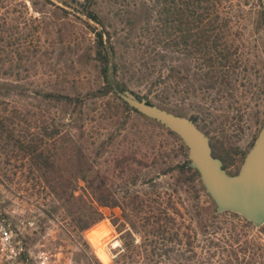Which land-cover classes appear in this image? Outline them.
Listing matches in <instances>:
<instances>
[{
	"label": "trees",
	"instance_id": "1",
	"mask_svg": "<svg viewBox=\"0 0 264 264\" xmlns=\"http://www.w3.org/2000/svg\"><path fill=\"white\" fill-rule=\"evenodd\" d=\"M60 1L70 11L58 9L78 20L84 19L83 24L92 35L76 62L89 58L97 72L98 87L84 95L75 93L73 76L67 72L64 79L55 81L50 89L35 90L41 102L56 110L57 121L51 129L38 130L28 123L23 137L15 133L14 119L5 113L9 109L4 104V112H0V142L3 147L17 150L60 201L77 233L83 259L98 263L82 234L103 219V209L117 208L122 223L118 217L111 223L120 233L125 250L133 255L129 259L125 254L119 256L114 261L116 264H156L142 259L139 249L147 240L165 239L184 247L178 251L174 264H264L256 260V253L249 252L248 241H241L255 228L234 213H215V206L205 194L197 173L188 167L181 141L158 123L127 107L112 92L113 87L130 90L148 104L192 120L210 139L213 157L220 159L226 170L233 164V156L225 140L217 135L224 136V122L216 125L217 119L196 100L199 96L210 97L212 92L233 96L236 91L235 72L244 64V59L239 45H235L236 40L230 39L233 17L229 10L234 9L231 1ZM6 2L0 0V9ZM234 12L236 18L244 17L242 6L237 5ZM255 16L254 24L261 32L264 46V0L258 1ZM43 27L48 30V26ZM56 32L61 36L62 29L56 28ZM10 35L11 29L2 23L0 102L4 103L28 95L25 80L36 73L44 56L39 46L7 52L5 44ZM236 35L240 38L239 33ZM262 50L250 69L263 87L264 74H260L259 69L264 68ZM261 92L263 94L264 89ZM90 102L92 105L98 102L99 124L108 127L95 156L100 157L105 149H112L111 168L120 180L118 190H114L107 179H90L94 165L84 157L87 148L83 139L88 120L85 109ZM63 131L71 134L68 137L70 150L77 157L75 182L80 180L85 185L78 195L75 194L76 184H65L54 177L58 165L43 149L44 140L60 138ZM66 149L68 146L63 148L67 155ZM174 158L179 159L174 163ZM82 165L87 167L82 168ZM180 194L191 196L194 204L187 209L179 206ZM190 228L193 234L184 231ZM256 231L264 235V225ZM90 242L97 246L99 239L91 234ZM198 254L205 258L198 260Z\"/></svg>",
	"mask_w": 264,
	"mask_h": 264
},
{
	"label": "rangeland",
	"instance_id": "2",
	"mask_svg": "<svg viewBox=\"0 0 264 264\" xmlns=\"http://www.w3.org/2000/svg\"><path fill=\"white\" fill-rule=\"evenodd\" d=\"M230 1L234 7L233 10H229L233 17L230 39L236 40L235 45H239L245 65L240 66L235 72L237 88L233 96L212 92L210 97L199 96L196 101L200 106L203 105V108L206 107L204 109H209L211 117L217 119L216 125L224 122L222 126L224 136L220 133L217 135L225 140V146H228L232 153L233 164L228 166L226 172L234 175L235 171L238 172L264 118V93L261 92L264 86L262 87L260 79L250 69L252 63L257 60L256 55L264 46L261 32L254 24L259 0ZM237 5L242 6L244 17L236 18L234 11ZM58 8L70 11L60 0L49 2L7 0L5 7L0 9V25L4 23L11 29V35L5 44L8 45L5 48L7 52L21 51L27 47L34 49L35 46H39L42 51L40 54L44 55L36 73L25 80V87L29 89L28 95L18 98L15 102H0V112H4L5 104L9 109L5 113H9L14 119L15 133L20 137L26 136L25 129L28 123L38 130L42 127L51 129L57 121L56 110L49 109L45 102H41L35 90L42 92L50 89L55 81L64 79L63 75L67 72L73 76L71 81L75 82V93L84 95L98 87L97 72L89 58L82 60L81 63L76 62L78 55L87 47L88 39L92 37L83 24L84 19L78 20ZM41 20L43 23H40ZM44 25L48 26L49 33ZM59 27L62 29L61 36H57L56 32V28ZM236 33L240 34V38H237ZM257 48L260 50L257 51ZM262 52L264 53V49ZM259 69L260 74H264V68ZM97 103L92 105L90 102L85 109L88 120L84 126L83 139L87 148L84 157L88 163L94 165L91 181H95L97 177L107 179V183L112 184L114 190H118L120 180L113 175L111 168L114 159L112 149L107 148L100 157L95 156L100 143L107 135L108 128L104 124H99L101 117ZM68 137H71V134L63 131L60 138L44 140L43 149L58 165V173L54 174V177L65 184H76L75 194L78 195L82 193L81 189L85 185L80 180L75 182L74 164H77V157L71 153V142L68 141ZM91 143L94 145L91 146ZM62 146L63 148L68 146L67 155L64 154ZM167 148L168 146H165L164 149L168 150ZM178 159L174 158L173 162ZM83 167L87 165H82ZM179 198V206L186 209L194 204L191 196L180 194ZM174 199L176 200V197ZM102 213L103 219L82 234L98 263L90 259L85 261L80 251L77 233L74 232L70 217L67 216L60 201H57L40 173L31 170L28 162L21 158L17 150L3 147L0 142V214L10 222L16 232L17 247L21 251L16 264H39L38 256L41 252L48 254L49 264H116L114 261L124 254L126 259H129L133 252L125 250L120 233L111 223L114 217H118L122 223L119 209L106 208ZM187 224L185 222V225ZM184 231L193 234L191 228ZM91 234L99 239L97 246L90 242ZM248 235L247 238L243 236L241 241L246 239L249 252L256 253L258 262L264 261V235L258 233L256 229L250 231ZM183 248V245L170 242L168 239L156 242L147 240L139 252L141 258L146 261L174 264L178 251ZM196 250L200 253L199 248ZM196 258L204 259L205 256L198 254Z\"/></svg>",
	"mask_w": 264,
	"mask_h": 264
},
{
	"label": "water",
	"instance_id": "3",
	"mask_svg": "<svg viewBox=\"0 0 264 264\" xmlns=\"http://www.w3.org/2000/svg\"><path fill=\"white\" fill-rule=\"evenodd\" d=\"M112 92L127 107L173 133L186 150L188 167L198 175L215 213H234L255 229L264 225V118L243 162L234 175L213 157L210 139L187 117H182L138 99L127 89Z\"/></svg>",
	"mask_w": 264,
	"mask_h": 264
},
{
	"label": "built area",
	"instance_id": "4",
	"mask_svg": "<svg viewBox=\"0 0 264 264\" xmlns=\"http://www.w3.org/2000/svg\"><path fill=\"white\" fill-rule=\"evenodd\" d=\"M21 255L17 247L16 232L10 222L0 214V264H16ZM39 264H49V256L41 252Z\"/></svg>",
	"mask_w": 264,
	"mask_h": 264
},
{
	"label": "bare ground",
	"instance_id": "5",
	"mask_svg": "<svg viewBox=\"0 0 264 264\" xmlns=\"http://www.w3.org/2000/svg\"><path fill=\"white\" fill-rule=\"evenodd\" d=\"M117 243V242H116ZM118 244V243H117Z\"/></svg>",
	"mask_w": 264,
	"mask_h": 264
}]
</instances>
